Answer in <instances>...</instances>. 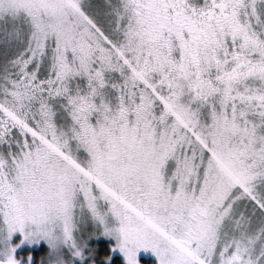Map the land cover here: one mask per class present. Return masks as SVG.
<instances>
[{"label": "snow or ice", "instance_id": "obj_1", "mask_svg": "<svg viewBox=\"0 0 264 264\" xmlns=\"http://www.w3.org/2000/svg\"><path fill=\"white\" fill-rule=\"evenodd\" d=\"M100 235L264 264V0H0V264Z\"/></svg>", "mask_w": 264, "mask_h": 264}, {"label": "rangeland", "instance_id": "obj_2", "mask_svg": "<svg viewBox=\"0 0 264 264\" xmlns=\"http://www.w3.org/2000/svg\"><path fill=\"white\" fill-rule=\"evenodd\" d=\"M20 234L16 233L13 237V241L15 242L16 240H19ZM114 243V240L111 237H105L103 235L100 236H94L90 238V244L94 245L95 248L98 250L96 253V259L98 261V264H109V262H105L103 260V256L107 254L109 251L108 245ZM45 247L43 242L41 241L39 244H32L29 245L27 242L22 244L20 248L17 249V255H26L28 251L33 252V258L34 262L35 260L39 257L42 249ZM112 256L113 259L115 256H118L121 258L122 263L126 264L124 261L123 255L119 252L118 249L112 250ZM138 259L140 260L141 264H146V261L149 259H152L155 264H158L157 258L155 257V254L150 250V249H139L137 253Z\"/></svg>", "mask_w": 264, "mask_h": 264}, {"label": "trees", "instance_id": "obj_3", "mask_svg": "<svg viewBox=\"0 0 264 264\" xmlns=\"http://www.w3.org/2000/svg\"><path fill=\"white\" fill-rule=\"evenodd\" d=\"M114 260L117 261L118 264H123L121 258L118 256H115ZM146 264H155V262L152 259H149L148 261H146Z\"/></svg>", "mask_w": 264, "mask_h": 264}]
</instances>
